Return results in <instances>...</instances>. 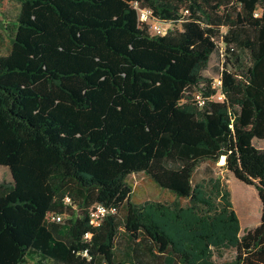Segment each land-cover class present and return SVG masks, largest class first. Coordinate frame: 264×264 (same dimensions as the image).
Here are the masks:
<instances>
[{
  "label": "trees",
  "instance_id": "16d2710c",
  "mask_svg": "<svg viewBox=\"0 0 264 264\" xmlns=\"http://www.w3.org/2000/svg\"><path fill=\"white\" fill-rule=\"evenodd\" d=\"M134 1L167 33H152ZM18 2L0 54V165L13 176L0 181V264H115L123 211L131 237L168 261L216 264L215 246L234 247L233 264H264V0ZM215 53L223 100L204 73ZM224 155L262 202L243 235L230 191L194 180ZM139 172L176 199L134 200ZM96 203L118 212L94 226Z\"/></svg>",
  "mask_w": 264,
  "mask_h": 264
},
{
  "label": "rangeland",
  "instance_id": "374dc122",
  "mask_svg": "<svg viewBox=\"0 0 264 264\" xmlns=\"http://www.w3.org/2000/svg\"><path fill=\"white\" fill-rule=\"evenodd\" d=\"M1 1H3V3L0 2V54H7L11 48V38L15 31L13 25L10 23L14 22L17 18L20 3L18 0ZM224 65H226V63H224L221 55L215 53L212 56L208 69L205 70L204 73L208 77L218 79ZM254 143L257 147L264 148V139L255 138ZM223 165L224 163L221 161L218 163L213 161L202 163L195 173L194 180L195 182L204 184L207 191H211L217 184H220L223 189L230 191L233 207L239 217V235H243L247 229L254 228L260 224L262 202L257 188L254 185L244 183ZM3 180L12 181L13 176L9 167L0 165V181ZM130 182L134 190V200H137V197H142V201H161L171 203L176 199V196L174 197L169 190L162 188L145 174L131 175ZM135 187L140 189L136 190ZM66 194L74 195L73 189H67ZM181 202L183 206L188 205L187 200ZM123 240L126 241L125 239ZM210 249L213 250L212 260L214 263L233 264L237 254L234 247L215 248V246H211ZM163 257L168 260L172 256L166 253L163 254ZM25 264L37 263L33 260H28Z\"/></svg>",
  "mask_w": 264,
  "mask_h": 264
},
{
  "label": "crops",
  "instance_id": "0c3cea01",
  "mask_svg": "<svg viewBox=\"0 0 264 264\" xmlns=\"http://www.w3.org/2000/svg\"><path fill=\"white\" fill-rule=\"evenodd\" d=\"M135 174L145 173L139 172ZM135 188L136 190L140 189H137V187ZM173 196L175 197L174 194ZM141 199L142 197H137L136 201L143 202L144 200L142 201ZM124 224L125 212L123 211L120 220V231L116 240V252L113 258V262L115 264H180L178 259H174V261L166 260V258L163 257V254L158 251V248L155 246V244H153L152 241L143 234H140L137 238L131 237V235L126 231ZM123 239H125L126 241H124ZM28 260L35 261L34 259H27L26 262H28ZM96 264H109V262L99 257L96 260Z\"/></svg>",
  "mask_w": 264,
  "mask_h": 264
},
{
  "label": "built area",
  "instance_id": "2783aa9c",
  "mask_svg": "<svg viewBox=\"0 0 264 264\" xmlns=\"http://www.w3.org/2000/svg\"><path fill=\"white\" fill-rule=\"evenodd\" d=\"M133 5L139 9L140 11V18L142 22H144L146 25H148L150 31L154 34H166L169 25L162 22L159 18H157L154 14V10L149 6H142L139 1H134ZM214 87L217 89V92L212 95V99L214 100H223L225 98V93L223 91V80L220 75L218 79H214L213 81ZM196 100L198 102V105L200 107H203V105L206 103V99L202 97L199 93H196ZM66 203H72V196L70 194H67L65 196ZM118 212L117 208L115 206H107L103 203H96L95 209L91 213V223L94 226H100L102 222L104 221L105 217L108 214H116ZM53 219L57 221H62L63 216L61 214H54ZM92 233L88 232L86 234V238H91Z\"/></svg>",
  "mask_w": 264,
  "mask_h": 264
},
{
  "label": "bare ground",
  "instance_id": "6f19581e",
  "mask_svg": "<svg viewBox=\"0 0 264 264\" xmlns=\"http://www.w3.org/2000/svg\"><path fill=\"white\" fill-rule=\"evenodd\" d=\"M220 161H221L222 163H225V162H226V156H225V155L222 156ZM247 209H248V208H247Z\"/></svg>",
  "mask_w": 264,
  "mask_h": 264
}]
</instances>
